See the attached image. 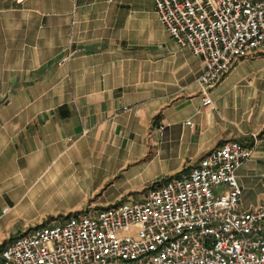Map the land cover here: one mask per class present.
Here are the masks:
<instances>
[{
	"label": "crops",
	"instance_id": "crops-1",
	"mask_svg": "<svg viewBox=\"0 0 264 264\" xmlns=\"http://www.w3.org/2000/svg\"><path fill=\"white\" fill-rule=\"evenodd\" d=\"M204 71L155 0H0V249L142 200L230 140L252 148L241 207L264 203V52L209 89L212 105Z\"/></svg>",
	"mask_w": 264,
	"mask_h": 264
},
{
	"label": "built area",
	"instance_id": "built-area-1",
	"mask_svg": "<svg viewBox=\"0 0 264 264\" xmlns=\"http://www.w3.org/2000/svg\"><path fill=\"white\" fill-rule=\"evenodd\" d=\"M181 46L201 56L203 104L242 57L264 52V0H155ZM252 155L222 143L139 201L44 224L0 249V264H264V203L241 207L236 171ZM7 209L4 210L6 212Z\"/></svg>",
	"mask_w": 264,
	"mask_h": 264
}]
</instances>
